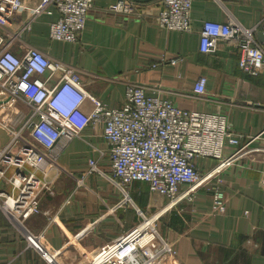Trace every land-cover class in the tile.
<instances>
[{"label":"crops","instance_id":"crops-1","mask_svg":"<svg viewBox=\"0 0 264 264\" xmlns=\"http://www.w3.org/2000/svg\"><path fill=\"white\" fill-rule=\"evenodd\" d=\"M42 1L24 0L10 29L17 30ZM117 1L92 0L84 28L73 42L49 38V24L58 18L56 8L49 5L10 47L21 55L33 46L49 58L72 64L85 91L108 107H119L125 82L136 81L146 85L147 94L168 97L184 110L225 113L229 129L242 142L254 136L258 138L253 146L263 142L264 73L251 76L239 68L232 39L220 38L214 51H201L199 31L204 20H237L256 28L257 39V31L264 29V0H192L189 32L157 24L160 0H127L138 4V14L115 10ZM161 53L181 60L159 63ZM200 75L207 77L206 91L195 95L192 88ZM6 100L0 95V147L10 137L2 120L17 111L25 117L30 111L20 101L8 107ZM83 107L88 110L90 100ZM102 128L101 123L89 124L80 137L61 144L57 165L21 169L47 181L52 193L43 192L42 212L26 218L22 232L0 207V264H91L102 246L141 221V213L157 216L154 229L174 250L153 264H264L263 151L251 152L223 171L226 210L212 213L207 186L197 189L192 200L184 198L174 205L141 180L122 191L113 181ZM223 150L229 154L234 147L226 143ZM89 159L97 160L104 175L89 172ZM194 161L202 173L216 159L196 157ZM14 173L13 166H6L0 181V189L12 196L17 191L9 181ZM24 231L38 235L43 251L24 237Z\"/></svg>","mask_w":264,"mask_h":264},{"label":"built area","instance_id":"built-area-1","mask_svg":"<svg viewBox=\"0 0 264 264\" xmlns=\"http://www.w3.org/2000/svg\"><path fill=\"white\" fill-rule=\"evenodd\" d=\"M23 2L0 0V95L8 98L5 103L8 107L16 101L30 107L25 117L22 111H17L14 117L2 120L8 126L10 137L0 147V181L6 166H13L15 173L9 181L17 191L12 196L0 189V207L11 222L22 232L24 220L42 212L43 192L52 193L47 181L21 169L27 165H57L60 145L80 137L84 128L93 123L103 125L102 136L108 145L110 166L116 178L112 176L113 181L122 191L141 180L148 183L150 190L169 197V204L174 205L184 198L192 200L197 189L207 186L211 190L210 212L223 213L228 200L223 171L251 152H264V140L254 146L252 143L258 136L242 142L240 135L229 129L225 113L184 110L168 97L147 94L146 85L136 81L125 82L124 101L119 107H108L85 91L79 71L72 64L49 58L33 46H27L21 55L10 47L31 29L32 22L49 5L58 11V18L49 24V38L76 41L92 0H43L17 30H11ZM191 6L192 0H160L157 24L167 29L191 31ZM115 10L138 14L139 6L118 0ZM255 30L237 20H204L199 31V48L212 52L218 39H232L238 49L239 68L251 76L263 74L264 47L256 39ZM158 60L176 64L181 58L161 53ZM50 79H54L52 84L48 82ZM206 83L207 77L200 75L193 84V94L205 93ZM87 99L91 102L88 110L83 107ZM226 143L234 147L229 154L223 150ZM196 157H212L216 162L201 173L194 161ZM96 162L88 160L89 172L104 175ZM156 219V215L141 213V221L102 246L91 264L102 255L107 256L99 264H153L167 252H174L153 229L152 222ZM23 235L43 251L37 234L24 231Z\"/></svg>","mask_w":264,"mask_h":264},{"label":"water","instance_id":"water-1","mask_svg":"<svg viewBox=\"0 0 264 264\" xmlns=\"http://www.w3.org/2000/svg\"><path fill=\"white\" fill-rule=\"evenodd\" d=\"M257 39L264 44V29H260L256 33Z\"/></svg>","mask_w":264,"mask_h":264},{"label":"bare ground","instance_id":"bare-ground-1","mask_svg":"<svg viewBox=\"0 0 264 264\" xmlns=\"http://www.w3.org/2000/svg\"><path fill=\"white\" fill-rule=\"evenodd\" d=\"M93 256V255H92ZM106 256L107 255H105V256H100L97 260H96V262L95 263H93V264H99V263H103V261L105 260V258H106ZM104 258V259H103ZM90 261V260H89ZM85 264V263H84Z\"/></svg>","mask_w":264,"mask_h":264},{"label":"rangeland","instance_id":"rangeland-1","mask_svg":"<svg viewBox=\"0 0 264 264\" xmlns=\"http://www.w3.org/2000/svg\"><path fill=\"white\" fill-rule=\"evenodd\" d=\"M153 223V229H154V222H152ZM150 229V228H149ZM153 229H150V230H153Z\"/></svg>","mask_w":264,"mask_h":264}]
</instances>
